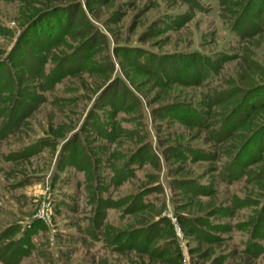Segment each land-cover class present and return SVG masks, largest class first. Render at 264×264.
Returning a JSON list of instances; mask_svg holds the SVG:
<instances>
[{
	"label": "rangeland",
	"instance_id": "obj_1",
	"mask_svg": "<svg viewBox=\"0 0 264 264\" xmlns=\"http://www.w3.org/2000/svg\"><path fill=\"white\" fill-rule=\"evenodd\" d=\"M64 1L0 0V62L6 60L33 17L55 6L69 4ZM80 1L88 19L104 36L101 43L84 55L82 63L95 60L107 65L111 61L112 67L65 77L54 89L44 90L46 87H43L41 95L45 101L39 99L31 110L24 111L25 119L15 134L0 143V234L11 233L2 242L21 236L23 230L38 222L40 227H37L31 237L34 249L20 264H141L135 254L119 255L102 241L95 242L89 237L92 207L87 198L86 173L77 170L71 162L66 161L58 166V153L62 145L60 137L67 139L78 132L96 98L119 78L140 103L131 112L118 111L112 122L128 134L131 133L133 139L124 137L123 134L119 143L110 144L100 133H90L89 130L79 136L85 142L89 139L87 145L96 151L94 158L97 156L100 159V173L107 179L102 186L105 188L109 185V164L112 162L110 154L113 152V156L121 158L122 155L135 151L142 143V140L135 139L141 133L146 132V140L152 144L160 161L159 166L146 161L142 165H134V176L120 187L109 185L102 197L116 200L138 193L144 188L161 186V194H152L146 199L156 205L165 201L161 217L168 218L173 226L182 251L181 264H264V253L254 260L242 254L248 234L235 227L248 218L253 207L233 210V200H243L247 196L255 198L253 185L244 179L227 185L220 182L214 168L224 161V157L216 162L184 163L173 158L165 159L163 149L174 144L189 143L197 148H211L214 144L204 143V132L197 131L194 127H186L181 122L171 123L169 119H151L150 116L152 108L173 104L187 105L191 102L196 104L212 89L231 86V82L236 81L239 75L240 58H256L264 65V35L246 39L231 32V7L222 9L220 0H111L106 5L96 2L88 7L84 0ZM81 17L82 14L75 17L72 13L63 16L66 19L60 23L62 26L59 31L68 34L74 32ZM54 18H61V15ZM70 18L75 20L70 25L71 30L67 31ZM58 22L56 20L52 24L51 21H46L43 33L53 27L57 31ZM34 38L38 40L40 37L35 35ZM64 38V42L58 46L60 51L54 49L53 54L47 55L49 60L44 67L46 73L54 66L51 60H59L64 53H71L79 43V37L65 35ZM122 51L130 54L133 52L135 56L144 53L158 59L198 52L213 59L215 64L225 54L233 58V61L218 66L213 64L218 72L211 78L212 83L207 84L205 81L200 87L173 83L167 85L154 73L147 71H157L159 63L147 62L145 67H139L135 56L129 60ZM32 53L35 54L34 57L43 56L39 50L32 49ZM175 60L172 59L173 62ZM25 62L30 71L21 65ZM187 65L188 61H184L175 66L173 72H176V78L180 77L176 68H185ZM196 66L197 64L193 68ZM36 67V63L29 61L27 52L18 50L8 71L17 72L18 80L31 87L38 83L31 76ZM22 75L27 78L20 79ZM200 75L204 76L202 72ZM6 77V71H1L0 84ZM34 92L40 91L35 89ZM129 103L131 104L130 100L124 107ZM7 104L10 102L0 105V108ZM119 104L118 100L114 101V105ZM111 106L103 109L105 114L102 110L98 114L106 115ZM107 128L109 131L110 128ZM44 140L55 141L57 144L44 148L29 159L10 161L11 153ZM74 152L75 150H70L68 153L71 160L79 157V149ZM181 180L187 184L192 182L209 185L213 194L211 197L196 196L171 183ZM219 207H227L234 215H217L207 219L214 224H226L232 230L217 233L204 229L219 238L214 243H210L202 235L187 237L175 215L181 213L190 217H206V214ZM42 210H47L48 219L45 221L40 217ZM129 219L131 217L122 214V209H109L104 223L118 228H124L129 223L134 227L138 226L139 222H129ZM18 227L21 231L13 234ZM261 244L264 246V242Z\"/></svg>",
	"mask_w": 264,
	"mask_h": 264
},
{
	"label": "trees",
	"instance_id": "obj_2",
	"mask_svg": "<svg viewBox=\"0 0 264 264\" xmlns=\"http://www.w3.org/2000/svg\"><path fill=\"white\" fill-rule=\"evenodd\" d=\"M110 1L84 0V3L88 7L96 2L100 5H106ZM64 2L69 4L55 6L33 17L21 32L14 49L6 60L0 62V72L6 71L7 76L6 80L0 84V105L10 102L7 106L0 108V143L15 134L22 120L25 119L24 111L31 110V107L39 99L45 101L41 95L42 91L54 89L65 77L98 72L102 67L103 69L112 67L111 61L107 65L95 60L82 63L83 58L85 59L84 55H87L101 43L104 36L88 19L80 0H65ZM220 4L222 9L231 7L230 13L233 16L230 25L231 32L246 39L264 35V0H220ZM70 13L75 17L82 14V17L79 20V28L77 26L74 32L68 34L59 31V27L62 26L60 23L66 19L63 16ZM57 15H61V18H54ZM70 19V24L66 27L67 31L71 30L70 25L75 20V18ZM56 20L59 21V29L55 31L56 27L50 30L48 28L43 33V24L46 21H51L53 24V21ZM35 35L40 38L37 40L34 38ZM65 35L79 37V43L71 53H64L59 60H51L54 66L46 73L44 67L49 60L46 57L53 54L54 49L60 51L58 46L64 42ZM32 49L39 50L43 56L34 57L35 54L32 53ZM18 50L27 52L29 61L37 65L35 72L31 73L32 78L38 82L35 86L23 85L18 80L17 72L8 71L9 64L15 61ZM126 51H122L125 52L123 53L125 58L130 60L135 56L133 52L130 54ZM135 57L139 67H145L147 62L159 63L157 71L151 69H147V71L154 73L164 84H182V86L190 87L203 86L205 81L207 84L212 83L211 78L218 72L213 64L218 66L233 61V58L224 54L223 58L215 64L213 59L198 52L159 59L144 53H139ZM172 59H176L175 62ZM240 59L241 62L238 63L239 75L236 81L231 82V86L225 88L220 86L219 89H212L206 97L202 98V101L196 103L197 105L191 102L187 105L173 104V106L152 108L150 116L151 119H169L171 123L181 122L186 127H194L197 131L204 132V143L214 144L211 148H197L189 143L174 144L166 150L163 149L162 155L165 159L173 158L184 163L188 161L216 162L222 160L220 157H224V161L214 168L220 182L227 185L244 179L248 184L253 185L255 198L247 196L243 200L239 198L233 200V210L235 208L253 207L248 218L235 227L248 234V240L242 254L254 260L264 253V246L261 244L264 242V65L258 59H251L249 56ZM184 61H188V65L184 66L185 68H176L180 72V77L176 78V72H173L175 66ZM196 64V68H193ZM21 65L28 71L31 70L26 66V62ZM73 65L74 67H72ZM183 72L185 74L182 75ZM201 72L204 74L203 77L200 75ZM25 77L22 75L20 79ZM34 88L40 92H34ZM107 100L113 101L108 102ZM116 100L120 103L119 105H114ZM129 100L131 104H127L125 108L124 105ZM139 103V100L121 79L117 78L116 81H113L96 98L92 110L85 117L78 132L73 133L67 139L63 136L60 137L62 145L58 153V166L67 161L73 163L77 170L86 173L87 198L92 207L88 231L89 237L93 241H102L106 247L111 248L112 252L119 255L135 254L141 264H181L182 251L174 235L173 226L168 218L161 217L162 211L165 209V201L156 205L146 199L152 194H161L163 192L161 186L144 188L138 193L129 194L116 200L102 197L107 192L109 185L120 187L129 181L134 176L135 170L132 168L134 165H142L146 161L159 166L160 158L154 151L152 144L147 142L146 132L135 136V139L142 140L135 151L127 155L124 154L121 158L113 156V152L110 154L111 173L108 179L109 185L105 188L102 185L107 179L100 173L101 168L98 166L100 159L97 156L94 158L96 151L87 145L89 139L85 142L79 137L80 133H86L89 130L90 133L97 131L110 144L119 143L118 140L123 134L124 137L133 139L134 136L131 133L128 134L123 128L117 127L112 120L119 113L118 111L131 112ZM107 106H111L106 112L109 117H106L105 111H103ZM100 110L103 111V115L98 114ZM107 127L110 128L109 131ZM55 144L57 142L51 140L34 143L11 153L10 161L29 159L44 148L56 146ZM78 149L79 157L71 160L68 153L70 150H75L74 153H76ZM118 161L121 163L118 164ZM171 183L174 187L176 185V187L185 189L196 196L211 197L213 194V189L209 185L192 182L187 184L183 180ZM109 209H122L123 215L131 217L128 221H137L139 222L138 226L134 227L129 222V225L124 228L105 225L104 221ZM175 215L187 237L202 235L210 240V243H214L219 241V238L209 234L204 229L225 233L230 232L232 228L226 224H214L207 217L217 215L227 217L234 214L228 211L227 207H219L206 214V217H190L181 213ZM37 227H40V224L34 222L29 229L21 232V236L5 243L2 241H5L11 233L0 234V263L20 264L21 260L34 249L31 237ZM20 231L18 227L13 234ZM130 262L132 263V261Z\"/></svg>",
	"mask_w": 264,
	"mask_h": 264
},
{
	"label": "built area",
	"instance_id": "obj_3",
	"mask_svg": "<svg viewBox=\"0 0 264 264\" xmlns=\"http://www.w3.org/2000/svg\"><path fill=\"white\" fill-rule=\"evenodd\" d=\"M46 212H47V210H45V211L42 210V213H41V216H40L42 218V220H44V221L48 219V215L46 214Z\"/></svg>",
	"mask_w": 264,
	"mask_h": 264
}]
</instances>
